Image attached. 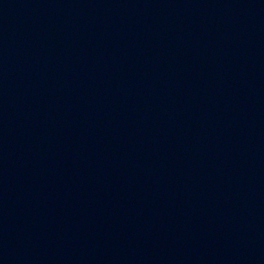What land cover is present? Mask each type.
Instances as JSON below:
<instances>
[{"label":"water","instance_id":"95a60500","mask_svg":"<svg viewBox=\"0 0 264 264\" xmlns=\"http://www.w3.org/2000/svg\"><path fill=\"white\" fill-rule=\"evenodd\" d=\"M0 264H264V0H0Z\"/></svg>","mask_w":264,"mask_h":264}]
</instances>
